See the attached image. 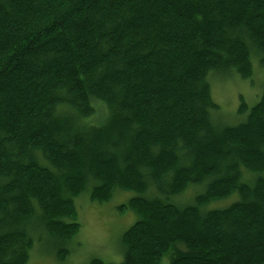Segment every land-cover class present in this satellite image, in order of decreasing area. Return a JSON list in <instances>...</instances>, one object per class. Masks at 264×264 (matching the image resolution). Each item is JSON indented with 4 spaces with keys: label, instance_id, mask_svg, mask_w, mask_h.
Returning <instances> with one entry per match:
<instances>
[{
    "label": "trees",
    "instance_id": "16d2710c",
    "mask_svg": "<svg viewBox=\"0 0 264 264\" xmlns=\"http://www.w3.org/2000/svg\"><path fill=\"white\" fill-rule=\"evenodd\" d=\"M255 63L264 0H0V264L65 261L83 194L120 264H264V84L228 125L209 81Z\"/></svg>",
    "mask_w": 264,
    "mask_h": 264
},
{
    "label": "rangeland",
    "instance_id": "374dc122",
    "mask_svg": "<svg viewBox=\"0 0 264 264\" xmlns=\"http://www.w3.org/2000/svg\"><path fill=\"white\" fill-rule=\"evenodd\" d=\"M213 100L219 105L217 118L228 124L239 122L238 108L243 98L250 108L260 98L264 84V67L255 63L253 82L243 81L238 75L210 76ZM78 221L81 225L79 234L73 239L74 244L65 261H59L53 247L46 242L35 243L28 264H89L92 259H102L107 263L120 264V239L136 221L137 216L131 211L119 213L118 208L124 203V196L115 195L110 201L99 204L87 194L76 200Z\"/></svg>",
    "mask_w": 264,
    "mask_h": 264
}]
</instances>
